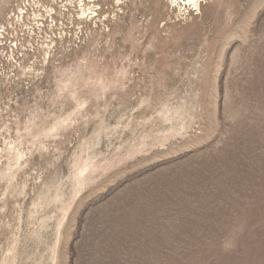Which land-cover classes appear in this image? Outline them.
I'll return each instance as SVG.
<instances>
[{
    "label": "rangeland",
    "instance_id": "374dc122",
    "mask_svg": "<svg viewBox=\"0 0 264 264\" xmlns=\"http://www.w3.org/2000/svg\"><path fill=\"white\" fill-rule=\"evenodd\" d=\"M34 13L0 49V264H264V0Z\"/></svg>",
    "mask_w": 264,
    "mask_h": 264
},
{
    "label": "built area",
    "instance_id": "2783aa9c",
    "mask_svg": "<svg viewBox=\"0 0 264 264\" xmlns=\"http://www.w3.org/2000/svg\"><path fill=\"white\" fill-rule=\"evenodd\" d=\"M11 2L6 19L0 22V49L34 50L40 39L46 40V26L51 25V20L35 18L34 9L40 0Z\"/></svg>",
    "mask_w": 264,
    "mask_h": 264
},
{
    "label": "bare ground",
    "instance_id": "6f19581e",
    "mask_svg": "<svg viewBox=\"0 0 264 264\" xmlns=\"http://www.w3.org/2000/svg\"><path fill=\"white\" fill-rule=\"evenodd\" d=\"M198 1H199V0H188V2H190V3H194L195 5L198 4Z\"/></svg>",
    "mask_w": 264,
    "mask_h": 264
}]
</instances>
